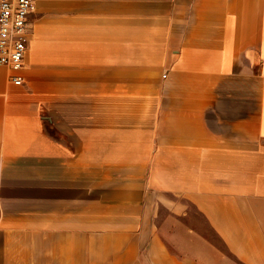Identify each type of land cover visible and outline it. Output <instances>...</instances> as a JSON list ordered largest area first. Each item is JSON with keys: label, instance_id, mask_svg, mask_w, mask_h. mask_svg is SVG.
<instances>
[{"label": "crops", "instance_id": "obj_1", "mask_svg": "<svg viewBox=\"0 0 264 264\" xmlns=\"http://www.w3.org/2000/svg\"><path fill=\"white\" fill-rule=\"evenodd\" d=\"M0 69V264H264V0H36Z\"/></svg>", "mask_w": 264, "mask_h": 264}, {"label": "built area", "instance_id": "obj_2", "mask_svg": "<svg viewBox=\"0 0 264 264\" xmlns=\"http://www.w3.org/2000/svg\"><path fill=\"white\" fill-rule=\"evenodd\" d=\"M36 0H0V69L9 68L15 85L24 83L19 74L29 50L30 17Z\"/></svg>", "mask_w": 264, "mask_h": 264}]
</instances>
